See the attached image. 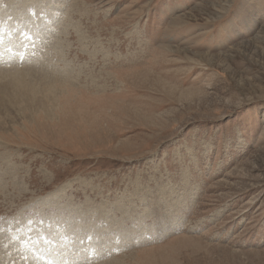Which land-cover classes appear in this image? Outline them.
Wrapping results in <instances>:
<instances>
[{
    "label": "rangeland",
    "instance_id": "rangeland-1",
    "mask_svg": "<svg viewBox=\"0 0 264 264\" xmlns=\"http://www.w3.org/2000/svg\"><path fill=\"white\" fill-rule=\"evenodd\" d=\"M12 11L54 18L0 62V264H264V0Z\"/></svg>",
    "mask_w": 264,
    "mask_h": 264
},
{
    "label": "bare ground",
    "instance_id": "bare-ground-1",
    "mask_svg": "<svg viewBox=\"0 0 264 264\" xmlns=\"http://www.w3.org/2000/svg\"><path fill=\"white\" fill-rule=\"evenodd\" d=\"M33 3V2H32ZM9 8V7H8ZM9 10H10V8H9ZM8 13V12H7ZM12 13L13 14H9V17H12L13 19H11V20H9V22L7 23H0V54L4 57L3 59H0V62H1V60H6L7 62H9L8 60H10L11 62L12 61H17L18 60V58L16 57L17 55H15V57H14V53L12 54V52H6L7 51V46H12L13 48L14 47H16V45H18V41H21V40H18L17 42L15 41L16 40V35H18V34H20V32H19V29L20 28H23L24 26H25V30H29V32H31L30 33V35H31V37H32V39L35 41L34 43H36V40L39 38V42H40V40H42L41 39V36L43 35L42 34V32H43V30L44 29H46V26H45V24H42V22L44 21V19H47V17L48 16H46V15H44L43 17H42V19H38V21L36 22V23H34L33 22V19H29L28 21H26V22H24L23 20H24V17L25 16H20L19 14H16V12H13L12 11ZM4 13L2 12V14L0 13V18H2L3 16H5V17H8V16H6L5 14L3 15ZM53 16L52 17H48V20L49 21H52L53 20ZM2 20V19H1ZM6 20H8V19H6ZM3 25V27H1ZM13 29H16V30H18L17 32V34H15V32H12L13 31ZM38 29V30H37ZM12 30V31H11ZM21 30V29H20ZM24 30V31H25ZM29 34V33H28ZM33 35H34V37H35V39H34V37H33ZM40 36V37H39ZM44 36V35H43ZM30 40V39H29ZM28 40V41H29ZM32 42V41H31ZM16 43V44H15ZM23 43H25V45H27L26 43L27 42H23ZM23 45V44H22ZM32 45V44H31ZM7 47V48H6ZM38 47V45H36V48ZM23 49H24V47H22ZM16 49H18V48H16ZM23 49H21V51L23 50ZM31 51H33V50H31ZM30 52V50H27V53H29ZM20 53V52H19ZM31 53V52H30ZM33 53V52H32ZM16 54V53H15ZM18 54V53H17ZM2 56H0L1 58H2ZM21 56V55H20ZM25 56V55H24ZM12 58H14V59H12ZM12 59V60H11ZM10 62V63H11ZM10 71V70H9ZM25 71V70H24ZM27 71V70H26ZM11 72V71H10ZM10 75H12V74H10ZM18 75V74H17ZM18 76H20V75H18ZM12 77V76H11ZM1 80V79H0ZM14 81H15V79H13ZM12 80V81H13ZM11 81V82H12ZM33 81V80H32ZM10 82V81H9ZM24 86V85H23ZM34 87V86H33ZM55 87V86H54ZM51 89V88H50ZM30 90V89H29ZM32 91H35V90H33V89H31ZM51 90H54V89H51ZM6 95V94H5ZM48 96V95H47ZM52 99H53V97H51ZM55 98V97H54ZM44 99V98H43ZM56 101V100H55ZM50 102H53V101H50ZM55 104V103H54ZM52 108V107H51ZM50 112V111H49ZM48 113V112H47ZM110 222L112 223L113 222V220L111 219L110 220ZM109 223V222H108ZM116 223H118V222H113V225L114 224H116ZM121 225V224H120ZM92 228V227H91ZM93 230H95L94 228H93ZM113 230V228H110V230L109 231H112ZM117 231H118V229H117ZM106 235V237H107V239H109V237H110V239L112 238H115L114 236H112L110 233H106L105 234ZM120 237V236H119ZM118 237V238H119ZM110 242H111V240H109ZM102 243H104L103 241H102ZM101 244V243H100ZM89 250H92V248H90Z\"/></svg>",
    "mask_w": 264,
    "mask_h": 264
},
{
    "label": "snow or ice",
    "instance_id": "snow-or-ice-1",
    "mask_svg": "<svg viewBox=\"0 0 264 264\" xmlns=\"http://www.w3.org/2000/svg\"><path fill=\"white\" fill-rule=\"evenodd\" d=\"M28 39H30V37H27ZM21 43L23 44V39L21 40Z\"/></svg>",
    "mask_w": 264,
    "mask_h": 264
}]
</instances>
